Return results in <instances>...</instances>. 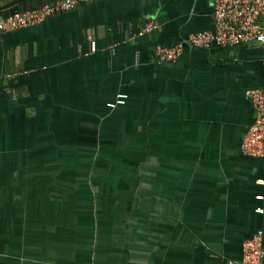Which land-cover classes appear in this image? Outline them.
Returning a JSON list of instances; mask_svg holds the SVG:
<instances>
[{
  "label": "crops",
  "instance_id": "1",
  "mask_svg": "<svg viewBox=\"0 0 264 264\" xmlns=\"http://www.w3.org/2000/svg\"><path fill=\"white\" fill-rule=\"evenodd\" d=\"M213 12L98 0L0 34V264L241 260L264 231L263 160L242 149L264 43L153 55Z\"/></svg>",
  "mask_w": 264,
  "mask_h": 264
},
{
  "label": "built area",
  "instance_id": "2",
  "mask_svg": "<svg viewBox=\"0 0 264 264\" xmlns=\"http://www.w3.org/2000/svg\"><path fill=\"white\" fill-rule=\"evenodd\" d=\"M98 0H56L53 3L26 12H16L7 18L0 17V34L38 25L52 15L69 11L77 6L93 3ZM214 6L212 30L196 31L186 40L176 42L171 46L157 44L153 55L161 62H173L184 53L187 44L198 48H210L212 45L233 47L241 44L264 43V0H211ZM157 28L154 21H149L143 27L141 34ZM245 96L250 100L255 111L253 124L247 129L242 139V149L250 156L259 157L264 164V88H249ZM128 95L120 93L107 105L115 107L125 104ZM257 184L264 185L263 175L257 179ZM257 200H263L264 195H256ZM258 213H264V207L256 208ZM263 229H258L242 244V258L236 263L228 264H264Z\"/></svg>",
  "mask_w": 264,
  "mask_h": 264
},
{
  "label": "water",
  "instance_id": "3",
  "mask_svg": "<svg viewBox=\"0 0 264 264\" xmlns=\"http://www.w3.org/2000/svg\"><path fill=\"white\" fill-rule=\"evenodd\" d=\"M56 0H0V17L7 18L16 12H26L40 8Z\"/></svg>",
  "mask_w": 264,
  "mask_h": 264
}]
</instances>
